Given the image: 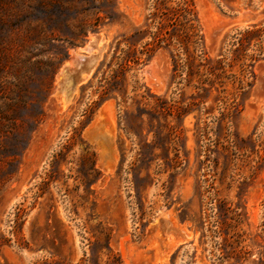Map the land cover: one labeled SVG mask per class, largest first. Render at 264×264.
<instances>
[{"label": "rangeland", "instance_id": "obj_1", "mask_svg": "<svg viewBox=\"0 0 264 264\" xmlns=\"http://www.w3.org/2000/svg\"><path fill=\"white\" fill-rule=\"evenodd\" d=\"M182 1L0 0V264H264V0Z\"/></svg>", "mask_w": 264, "mask_h": 264}, {"label": "water", "instance_id": "obj_2", "mask_svg": "<svg viewBox=\"0 0 264 264\" xmlns=\"http://www.w3.org/2000/svg\"><path fill=\"white\" fill-rule=\"evenodd\" d=\"M257 16V13L246 11L242 13L243 21L248 22ZM93 40H89L85 46H83L85 53L78 52L74 56H70L69 60L66 62H72L73 66L63 64L61 68L62 76H67L72 80L73 85L81 84L84 75H89L93 73L96 68L97 61L100 57V52L98 51V44L105 40V37L100 33H95ZM95 49L98 51L95 53ZM162 227L168 230L169 220L162 217L160 220Z\"/></svg>", "mask_w": 264, "mask_h": 264}, {"label": "trees", "instance_id": "obj_3", "mask_svg": "<svg viewBox=\"0 0 264 264\" xmlns=\"http://www.w3.org/2000/svg\"><path fill=\"white\" fill-rule=\"evenodd\" d=\"M159 4L156 6L157 10H161V4H164V0H158ZM155 16H159V25L158 30L154 35V39L156 40H164L165 35L171 34V31L175 30L177 27V24L183 23V19L186 20L185 22L192 21L191 16L193 15V9L191 7L190 0H183L177 7L170 8L165 6L164 10L161 11V15L158 14V12H155ZM171 27V29H168ZM140 30H137L135 33H139Z\"/></svg>", "mask_w": 264, "mask_h": 264}, {"label": "bare ground", "instance_id": "obj_4", "mask_svg": "<svg viewBox=\"0 0 264 264\" xmlns=\"http://www.w3.org/2000/svg\"><path fill=\"white\" fill-rule=\"evenodd\" d=\"M206 11V10H205ZM204 12V11H203ZM207 12H209V11H207ZM203 15H205L204 13H203ZM206 16V15H205ZM203 18H204V16H203ZM205 18H207V16L205 17ZM208 20V19H207ZM208 22V21H207ZM209 28V27H208ZM94 39V38H93ZM101 43V42H100ZM99 45L100 44H98V46H97V48H98V51L100 52V54H101V52H102V47H99ZM83 50H84V48H83ZM97 52V51H96ZM77 53V52H76ZM74 54H75V52H73V56H74ZM68 65H70V66H73V63L72 62H69V63H67ZM90 75V74H89ZM89 75H84L83 76V80L87 77V76H89ZM58 84H57V90H56V93H57V97H58V100L60 101V105H61V108H63V107H65V106H67V105H69L71 102H72V99H73V96H74V92L76 91V88H75V86L77 85V84H75V85H73V83H72V80L71 79H69L67 76H62V74L60 73L59 74V76H58ZM82 80V81H83ZM165 218H167L168 220H169V226H168V234H169V237L171 238L172 236L174 237H176V239L178 240V241H183L184 239H185V237L186 236H184V234L181 232V231H178L179 230V226L177 225V223H176V221L174 220V218L172 217V216H166ZM183 232L187 235V236H189L190 235V233L187 231V230H184L183 229ZM171 247H168V245H167V248L169 249H171V248H174L175 246H176V244H177V241L175 240V239H173V238H171ZM172 251V250H171ZM168 252H169V250H168Z\"/></svg>", "mask_w": 264, "mask_h": 264}]
</instances>
